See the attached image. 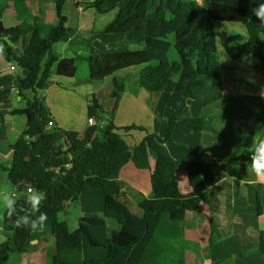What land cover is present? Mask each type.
I'll return each mask as SVG.
<instances>
[{
    "label": "trees",
    "instance_id": "1",
    "mask_svg": "<svg viewBox=\"0 0 264 264\" xmlns=\"http://www.w3.org/2000/svg\"><path fill=\"white\" fill-rule=\"evenodd\" d=\"M65 1L55 0L60 22L51 37L43 32L38 18L31 23L28 18L21 17L15 27L7 29L0 22V41L7 45V58L20 67L17 82L25 103L24 107L9 113L24 114L28 118L25 131L13 144V163L6 170L19 189L16 205L19 215L46 213L48 217L44 230L33 233L27 228H17L16 215L8 218L5 212L7 237L0 245V264L8 263L14 249L27 251L34 247L33 240L48 233L57 240L54 264H188L187 252L192 243L185 235L186 219L190 212L199 209L201 201L208 195L201 191L184 194L176 169L187 165L191 172H201L207 187H211L216 183L215 167L235 176L236 162H250V150L228 160L209 154H203L195 161L170 160L164 144L172 141L181 125L200 131L209 129L205 118L179 121L177 113L170 118L166 137L149 133L140 144L130 146L113 120L122 93L127 89V78L119 73L132 66L144 65L135 85L156 94L185 91L190 100H195V88L222 81L218 21L246 25L249 40L244 44L227 45L226 52L233 59L246 54L256 56L260 61L259 68L264 72V24L252 11L264 0H206L199 4L198 0H95L84 3L99 13L118 9L116 17L102 33L142 32L140 42L144 47L60 60L54 44L70 31L66 27L68 17L63 13ZM5 7L0 10V20ZM31 32V42L24 50L19 51L9 44L25 41ZM82 59L89 64L92 80L112 77L110 97L114 105L106 116L97 95H89L88 114L98 123L90 126L83 137L76 133L65 136L58 127H47L52 117L40 91L49 87L55 72L75 77L77 62ZM5 114L0 112V117ZM132 128L145 129L137 125L126 127ZM152 154L156 158L152 184L161 197L142 196L139 206L143 215H138L125 200L124 183L119 177L130 161L138 168H151ZM69 162H72L70 169L66 168ZM29 187L46 194L39 212L33 213L26 203ZM91 189L105 193L106 216L121 224V229L113 231L107 242L91 236L94 245L108 249L105 258L83 256V237L89 234V225L107 228L104 218L83 217L76 230H71L68 222L60 219V213L67 205L77 202L83 192ZM257 200L261 212L260 196ZM215 231L213 224V234ZM259 249L264 255V231L259 234Z\"/></svg>",
    "mask_w": 264,
    "mask_h": 264
},
{
    "label": "crops",
    "instance_id": "2",
    "mask_svg": "<svg viewBox=\"0 0 264 264\" xmlns=\"http://www.w3.org/2000/svg\"><path fill=\"white\" fill-rule=\"evenodd\" d=\"M93 1H65L63 13L68 17L66 27L70 31L54 44L60 60L144 47V43L140 42L142 32L103 34L102 31L116 17L118 9L99 13L84 5ZM205 1L200 0L201 3ZM2 7L6 9L0 22L5 29L15 27L21 17L28 18L31 23L38 18L48 37L59 26L55 0H0V10ZM231 23L234 24L225 26L224 31L222 51L227 56L223 57L219 49L223 65L222 81L195 88V100H190L185 91L156 94L135 85L144 65L132 66L119 73L127 78V89L122 93L113 120L130 146L140 144L149 133L166 137L174 113H177L179 121L203 117L209 129L200 131L181 125L172 141L164 144L167 157L173 161H195L201 159L203 154L228 160L249 150L254 136L264 138V72L259 68L260 61L256 56L246 54L233 59L226 52L227 45L244 44L249 40L244 23ZM32 35V32L29 33L23 42L9 44L22 51L30 44ZM262 37L264 39V27ZM6 46L4 41H0V112H6L0 117V174L7 175L9 184L5 183L7 189L0 186V203L5 197H14L12 194L19 193L6 168L13 163V144L25 131L28 122L24 114L9 113L12 109L24 107L25 103L17 82L18 72L10 68ZM82 61L87 62L84 59L77 62L75 77L55 72L49 87L40 91L56 127L65 136L76 133L83 137L91 126L89 95H97L107 115L113 108L103 101L106 95L111 100L112 77L92 80L91 72L89 76H80L79 67L84 65ZM133 125L145 129H126ZM150 165L151 168H138L130 161L122 168L119 177L124 183L125 200L138 215H143L139 206L142 196L152 199L161 197V193L152 184V172L156 166L153 154ZM250 166L248 161H237L235 176L215 167L216 183L211 187H207L201 172H191L187 165L176 169L180 189L184 194L201 191L208 195L207 199L201 201L199 209L190 212L186 219L185 235L192 243L187 252L188 264H264V255L259 249V234L264 231V184L255 182L254 176L248 172ZM105 203L106 195L102 190H87L77 202L67 205L72 207L70 218L73 223L70 218H60L68 222L71 230L79 227L83 217L106 220L107 228L89 225V234L83 237L85 258H105L109 253L105 246L94 245L91 236L107 242L113 231L121 229L118 221L106 216ZM0 213L3 216L0 224L1 245L7 237L5 210L2 206ZM213 224L216 228L214 234ZM32 245L33 248L24 252L14 249L7 264H54L57 240L53 234L41 235L32 241Z\"/></svg>",
    "mask_w": 264,
    "mask_h": 264
},
{
    "label": "clouds",
    "instance_id": "3",
    "mask_svg": "<svg viewBox=\"0 0 264 264\" xmlns=\"http://www.w3.org/2000/svg\"><path fill=\"white\" fill-rule=\"evenodd\" d=\"M199 3L200 0H198ZM200 6L203 7L202 4ZM252 11L261 24H264V3H259ZM249 150L251 166L248 172L254 176L255 182L264 184V138L254 136ZM45 198L46 194L35 188L29 187L26 190V203L31 206L33 213L39 212L42 201ZM16 205L17 199L14 197H5L3 202L0 203L8 218L16 215L15 224L17 228H27L33 233L44 230L48 220L46 213H40L38 216L19 215Z\"/></svg>",
    "mask_w": 264,
    "mask_h": 264
},
{
    "label": "rangeland",
    "instance_id": "4",
    "mask_svg": "<svg viewBox=\"0 0 264 264\" xmlns=\"http://www.w3.org/2000/svg\"><path fill=\"white\" fill-rule=\"evenodd\" d=\"M231 24H234V23H231V22H223V21H218L217 22V34H218V37H219V49L221 50V53L223 54V57L224 56H227L226 53L222 51L223 50V43L225 41V32H224L225 31V28H226L225 26H227V25L229 26ZM82 62L84 63V65H82V66L79 67L80 68L79 69V75L82 76V77L83 76H89L90 71H89L88 63L85 62V61H82ZM103 101H104L105 104L107 103L109 105L108 107H111L112 108L113 105H114V100L112 98H111V100H109V97L107 98V95L104 96ZM106 116H107V114H106ZM0 176H1V178H0V180H1L0 181V186H3L4 189H7V186L5 184L7 182L9 184V180L7 178V175L0 174ZM8 193L11 194V192H8ZM18 194L19 193L17 192L16 194H12V195L14 196V198H17L18 197ZM71 208L72 207H66V209L63 212L60 213V218L61 219H69L71 217V213L73 212L71 210ZM0 217H2V218H0V224H1L2 221H3V216H2L1 213H0ZM70 220L73 223L72 218H70ZM1 232H2V230H1ZM1 234H3V232Z\"/></svg>",
    "mask_w": 264,
    "mask_h": 264
},
{
    "label": "built area",
    "instance_id": "5",
    "mask_svg": "<svg viewBox=\"0 0 264 264\" xmlns=\"http://www.w3.org/2000/svg\"><path fill=\"white\" fill-rule=\"evenodd\" d=\"M10 68L12 70L18 71L20 67H19V65L16 62H11ZM89 123L92 126V125L97 124L98 120L96 118H94V117H89ZM55 126H56V124H55L54 120L51 118L49 120V122H48L47 127L48 128H52V127H55ZM71 167H72V162H69V163L66 164V168L70 169ZM58 170H60V168H58Z\"/></svg>",
    "mask_w": 264,
    "mask_h": 264
}]
</instances>
